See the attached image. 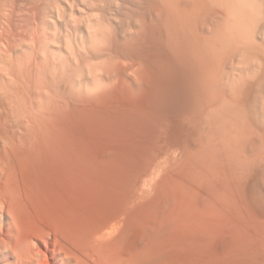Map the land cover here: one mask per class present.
Returning <instances> with one entry per match:
<instances>
[{
  "label": "bare ground",
  "instance_id": "6f19581e",
  "mask_svg": "<svg viewBox=\"0 0 264 264\" xmlns=\"http://www.w3.org/2000/svg\"><path fill=\"white\" fill-rule=\"evenodd\" d=\"M0 235V264H264V0H0Z\"/></svg>",
  "mask_w": 264,
  "mask_h": 264
},
{
  "label": "rangeland",
  "instance_id": "374dc122",
  "mask_svg": "<svg viewBox=\"0 0 264 264\" xmlns=\"http://www.w3.org/2000/svg\"><path fill=\"white\" fill-rule=\"evenodd\" d=\"M3 232H5V230L3 231ZM1 236V235H0ZM39 243L36 245V247H37V250H39L40 252H41V256L42 257H40V259H41V263H42V261H43V263L42 264H59V261H58V259L56 258V256H53V255H55V254H53L52 253V251L49 249V247L45 244V243H43V241L41 242V241H38ZM46 245V246H45ZM46 247V248H45ZM47 249H49V250H47ZM42 251H44V252H42ZM51 251V252H50ZM46 252V253H45ZM45 255V256H44ZM51 256V257H50ZM39 262V263H40ZM53 262V263H52ZM61 264V263H60Z\"/></svg>",
  "mask_w": 264,
  "mask_h": 264
}]
</instances>
